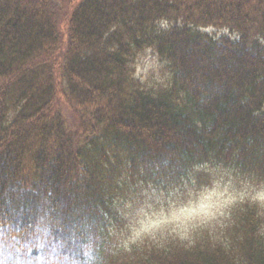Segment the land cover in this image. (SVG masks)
Returning a JSON list of instances; mask_svg holds the SVG:
<instances>
[{"label": "trees", "instance_id": "trees-1", "mask_svg": "<svg viewBox=\"0 0 264 264\" xmlns=\"http://www.w3.org/2000/svg\"><path fill=\"white\" fill-rule=\"evenodd\" d=\"M145 44L167 89L128 76ZM204 162L264 180V0H0V264L100 258L123 190L182 188ZM172 261L264 264V235L238 208L190 249L118 264Z\"/></svg>", "mask_w": 264, "mask_h": 264}, {"label": "clouds", "instance_id": "clouds-1", "mask_svg": "<svg viewBox=\"0 0 264 264\" xmlns=\"http://www.w3.org/2000/svg\"><path fill=\"white\" fill-rule=\"evenodd\" d=\"M168 27L167 20L158 21ZM129 78L145 91H160L170 86V61L155 45L132 46L126 53ZM149 70L150 74H149ZM205 177L180 189H145L142 198L124 212L121 246L125 251L151 244L165 247L168 241L190 249L207 231L213 235L230 227L236 209L252 210L258 235H264V180L239 174L231 167L204 162L194 167Z\"/></svg>", "mask_w": 264, "mask_h": 264}, {"label": "rangeland", "instance_id": "rangeland-1", "mask_svg": "<svg viewBox=\"0 0 264 264\" xmlns=\"http://www.w3.org/2000/svg\"><path fill=\"white\" fill-rule=\"evenodd\" d=\"M150 71L151 70H149V74H150ZM126 192H127V190H123L122 191V197L120 198L121 204H122L124 209L126 208V204H127V203H125V200H126L125 198H127V197H129V196H131V195H133L135 193H139V191L132 190V187H131V192L130 191L127 192V193Z\"/></svg>", "mask_w": 264, "mask_h": 264}]
</instances>
